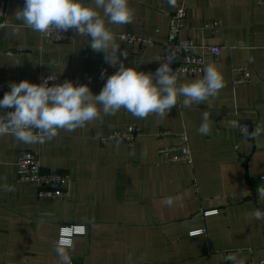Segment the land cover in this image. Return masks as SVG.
Listing matches in <instances>:
<instances>
[{"label":"crops","instance_id":"obj_1","mask_svg":"<svg viewBox=\"0 0 264 264\" xmlns=\"http://www.w3.org/2000/svg\"><path fill=\"white\" fill-rule=\"evenodd\" d=\"M180 1L173 7L168 0H129L131 23L109 27L164 41ZM187 3L188 28L181 34L222 47L219 57L205 54V66L215 63L222 70L224 86L207 101L174 106L164 116L139 118L123 108L101 113L71 132L59 130L43 144L0 136V264H58L55 248L63 224L86 227L67 248L71 264H260L264 219L257 220L254 212L264 211V199L256 193L264 186V8L254 0ZM23 4L0 0V82L39 83L42 73L74 75L98 94L116 66L80 36L43 44L40 32L16 18ZM211 19L222 21L215 35L200 30ZM116 44L127 49V58H121L126 67L154 72L160 64L155 55L161 47L117 38ZM235 64L249 67V83L232 85ZM204 111L209 131L202 135L197 129ZM127 125L141 129L133 147L100 143V137ZM160 129L188 134L192 164L163 162L158 149L169 140L158 136ZM25 150L39 153L43 168L71 175L67 198H39L34 184L18 181L17 161ZM212 210L217 212L204 214ZM229 255L236 260H227Z\"/></svg>","mask_w":264,"mask_h":264},{"label":"clouds","instance_id":"obj_2","mask_svg":"<svg viewBox=\"0 0 264 264\" xmlns=\"http://www.w3.org/2000/svg\"><path fill=\"white\" fill-rule=\"evenodd\" d=\"M176 0H168L175 6ZM16 18L24 26L45 33L51 28L60 32L72 29L86 34L92 50L104 54L116 71L107 76L102 89L94 94L89 84L72 80L49 84L50 76L34 83L28 79L10 81L9 90L0 97V136L12 135L24 144H43L58 131H73L86 122L97 119L101 113L112 115L121 108L135 117L149 114L164 116L174 106L190 107L215 96L224 86L222 70L209 63L199 79L180 82L172 68L176 59L170 53L160 61L154 72H146L136 66L126 67L121 58H127V49L121 50L110 25L129 24L134 10L129 0H24L23 7L15 11ZM105 77V70L100 73ZM6 108L12 111L4 112ZM209 114L202 113V123L197 131L205 135L209 131ZM5 191H12L4 185ZM258 199H264V186L256 189ZM171 203V200H169ZM257 220L264 219V211L254 212ZM68 240H59L55 248L58 264H71ZM235 261L232 255L226 257Z\"/></svg>","mask_w":264,"mask_h":264},{"label":"built area","instance_id":"obj_3","mask_svg":"<svg viewBox=\"0 0 264 264\" xmlns=\"http://www.w3.org/2000/svg\"><path fill=\"white\" fill-rule=\"evenodd\" d=\"M255 4L264 8V0H254ZM187 0H181L178 7L169 16L168 38L164 41H155L150 37H145L135 33H114L115 37L121 41L131 45L161 47V52L155 55V59L164 61L166 57L172 53L176 59L172 63V68L179 74L187 76H197L203 73L205 66V54L210 53L214 57L222 54V47L211 45L193 37L182 36V31L188 28L187 24ZM222 27V21L219 19H211L206 21L200 30L215 35ZM82 37L87 42L90 38L86 34H80L69 29L67 32H60L55 28H51L45 33H40L41 42L49 43H69L76 37ZM157 60L158 62H160ZM50 76L52 81L49 84L72 80L77 83H87L83 78L74 75L63 74H45L42 73L39 82L43 78ZM252 80L250 69L247 65L231 66V83L233 86H239L249 83ZM9 90V84L0 82V97ZM12 111L10 108L7 110ZM141 129L137 125H127L122 129H115L108 134L100 137V143L106 145L111 142H121L127 147H133L137 137L140 135ZM158 136L166 138L169 143L158 149L163 162L177 163L184 162L186 164L193 163V154L189 143V136L185 131L174 132L171 129H160ZM176 138V143L170 140ZM17 179L20 183H31L36 186V193L39 198L57 199L67 198L71 185V175L68 172H62L57 169H45L42 166L39 153L31 150H25L17 161ZM217 210L206 211L204 214L209 215L216 213ZM86 232L85 225L63 224L59 228V240H68L69 246L72 245L73 237L83 235ZM203 230L193 231L190 234H201ZM238 264H254L253 262H245ZM264 264V258L260 261Z\"/></svg>","mask_w":264,"mask_h":264}]
</instances>
